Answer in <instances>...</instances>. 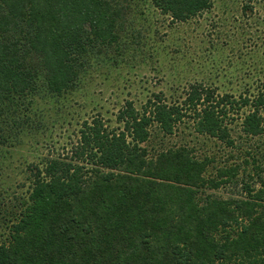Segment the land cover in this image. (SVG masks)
Masks as SVG:
<instances>
[{"label": "trees", "instance_id": "obj_1", "mask_svg": "<svg viewBox=\"0 0 264 264\" xmlns=\"http://www.w3.org/2000/svg\"><path fill=\"white\" fill-rule=\"evenodd\" d=\"M184 21L211 0H150ZM121 0H0V153L22 123L15 112L45 90L73 89L88 60L119 41ZM30 110V109H29ZM239 119L235 137L230 124ZM238 150V164L212 163L186 145L150 154L153 129L181 123ZM264 136V90L238 95L192 83L181 101L155 94L125 101L115 125L83 120L70 152L28 166L26 194L0 187V264H264V164L244 139ZM239 197L207 189L237 184ZM259 183L256 188L254 184Z\"/></svg>", "mask_w": 264, "mask_h": 264}, {"label": "rangeland", "instance_id": "obj_2", "mask_svg": "<svg viewBox=\"0 0 264 264\" xmlns=\"http://www.w3.org/2000/svg\"><path fill=\"white\" fill-rule=\"evenodd\" d=\"M121 1L125 17L119 41L88 60L75 87L60 95L41 90L27 109L26 100L18 106L15 116L22 124L0 153V187L10 199L26 194L30 164L70 152L83 120L98 116L105 126L115 125L125 101L137 108L155 94L181 101L192 83L234 95L264 90V0H211L209 9L184 21L163 15L150 0ZM239 123L236 119L230 124L234 137ZM188 124H179L172 134L153 129L143 146L154 154L171 145H186L197 158L213 160L207 178H214L219 167L241 161L238 150L224 148ZM243 142L264 164V136ZM253 169L241 167L237 184L206 193L242 196L240 179L248 180L250 174L249 181L257 180Z\"/></svg>", "mask_w": 264, "mask_h": 264}]
</instances>
